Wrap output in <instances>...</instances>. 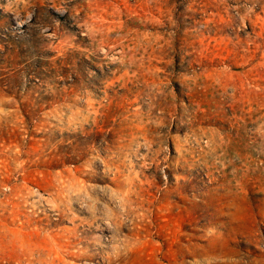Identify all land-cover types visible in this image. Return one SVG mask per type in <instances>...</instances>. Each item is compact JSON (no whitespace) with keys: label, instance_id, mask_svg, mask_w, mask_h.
<instances>
[{"label":"rangeland","instance_id":"rangeland-1","mask_svg":"<svg viewBox=\"0 0 264 264\" xmlns=\"http://www.w3.org/2000/svg\"><path fill=\"white\" fill-rule=\"evenodd\" d=\"M0 264H264V0H0Z\"/></svg>","mask_w":264,"mask_h":264}]
</instances>
